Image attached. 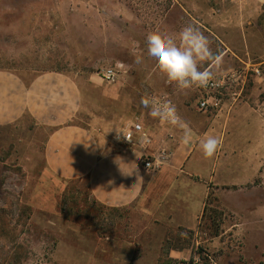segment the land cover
<instances>
[{"label": "crops", "instance_id": "1", "mask_svg": "<svg viewBox=\"0 0 264 264\" xmlns=\"http://www.w3.org/2000/svg\"><path fill=\"white\" fill-rule=\"evenodd\" d=\"M223 3L226 9H221L222 19L241 29L246 45L250 41V49H232L230 45L217 52L223 54L222 70L217 76L251 61L264 64V0ZM139 69L143 80L157 86L158 94L168 97L191 128L188 145L181 142V128L147 114L135 115L127 124H121L116 109L111 113L102 104L95 112L88 78L51 70L26 82L13 72L0 70V132L17 127L29 133L25 141L39 144L49 176L82 182L89 200L111 213L105 221L71 222V248L57 243L52 254L56 264L187 260L192 250L185 231L197 234L208 199L215 198L225 210L233 211L236 194H249L241 187L251 181L252 174L250 171L246 179L241 167L253 162L251 156L246 158L252 143L255 147L264 142V99H255L264 90L263 79L257 78L249 91L247 81L235 96L212 95L209 101L215 108L201 112L190 100L191 92L200 88L179 90L159 73L155 62L143 63ZM116 84L119 86L120 81ZM117 85L115 92L101 94L103 100L112 103L121 99ZM136 119L154 142L164 141L171 151L168 162L156 172L141 168L140 147L121 140L123 131ZM116 130L121 132L119 138ZM208 135L221 140L212 158H205L200 149V140ZM227 232L220 236L229 235ZM220 236L205 242L215 249L222 244Z\"/></svg>", "mask_w": 264, "mask_h": 264}, {"label": "rangeland", "instance_id": "2", "mask_svg": "<svg viewBox=\"0 0 264 264\" xmlns=\"http://www.w3.org/2000/svg\"><path fill=\"white\" fill-rule=\"evenodd\" d=\"M223 2L0 0V70L13 72L26 82L51 70L88 78L95 112L104 104L111 113L118 110L121 124H127L129 118L147 114L142 98L158 94V87L144 81L139 69L143 63L155 62L147 54L150 32L170 35L192 24L208 37L214 53L230 45L250 49L241 29L222 19ZM137 56L142 57L141 64L135 63ZM250 63L262 71L259 79L264 83V64ZM114 67L115 85L107 86L113 83L106 82L102 72ZM256 79L248 78L247 91ZM116 85L121 99L103 100L101 94L115 92ZM259 95L256 101L264 99V90ZM197 96L199 90L194 89L190 97L194 105ZM27 136L17 127L0 132V264H56L52 254L57 243L71 248V222L105 221L111 213L89 200L82 182L49 176L39 144L26 142ZM253 145L246 151L251 166L241 167L246 179L252 174L251 181L241 187L249 194H236L233 211L209 198L197 234L185 231L192 255L177 263L264 264V142ZM225 230L230 236H220ZM218 236L222 244L211 249L205 241Z\"/></svg>", "mask_w": 264, "mask_h": 264}, {"label": "clouds", "instance_id": "3", "mask_svg": "<svg viewBox=\"0 0 264 264\" xmlns=\"http://www.w3.org/2000/svg\"><path fill=\"white\" fill-rule=\"evenodd\" d=\"M146 42L147 54L155 61V68L179 90L208 88L219 82L217 73L222 70L223 54L212 51L211 41L195 25H186L170 35H163L159 31L150 32ZM135 63L141 64L142 57L137 56ZM141 104L151 118L181 128L183 144L191 142L192 130L179 116L174 104L147 97L141 99ZM116 131L119 138L121 132ZM220 146L221 140L213 135L200 140V149L205 158H212Z\"/></svg>", "mask_w": 264, "mask_h": 264}, {"label": "built area", "instance_id": "4", "mask_svg": "<svg viewBox=\"0 0 264 264\" xmlns=\"http://www.w3.org/2000/svg\"><path fill=\"white\" fill-rule=\"evenodd\" d=\"M261 73L262 71L258 66L243 64L240 67L220 74L217 76L219 82L215 86L200 88V96L196 99V108L201 112H208L211 107L215 106V104L210 103L209 97L219 93H228L231 96H235L246 86L249 77L255 76L259 78L261 77ZM102 76L106 82L113 83L117 77L115 67L105 69L102 72ZM146 97L158 101H168V97L162 94L152 95L148 93ZM163 123L168 124L166 122ZM124 135L129 139L125 138ZM121 140L128 145L138 146L143 150L140 165L144 171L156 172L170 158L171 151L164 141L159 140L154 142L151 135L146 132L138 119L132 122L128 129L123 131ZM175 264L189 263L182 261Z\"/></svg>", "mask_w": 264, "mask_h": 264}, {"label": "trees", "instance_id": "5", "mask_svg": "<svg viewBox=\"0 0 264 264\" xmlns=\"http://www.w3.org/2000/svg\"><path fill=\"white\" fill-rule=\"evenodd\" d=\"M214 236H217V233H215ZM175 263H177V262H175V261H171V260H164V261H162V262L159 263V264H175Z\"/></svg>", "mask_w": 264, "mask_h": 264}]
</instances>
